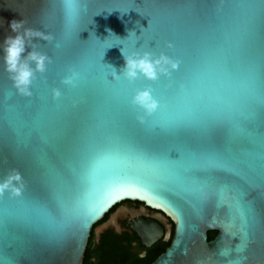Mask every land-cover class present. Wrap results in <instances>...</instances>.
<instances>
[{
  "label": "snow or ice",
  "instance_id": "snow-or-ice-1",
  "mask_svg": "<svg viewBox=\"0 0 264 264\" xmlns=\"http://www.w3.org/2000/svg\"><path fill=\"white\" fill-rule=\"evenodd\" d=\"M60 2L64 8L59 37L54 36L58 39L56 48L71 40L93 0ZM115 2L130 4V9L137 6L134 0ZM254 27L253 19L247 16L232 54L220 55L214 62L206 49L194 59L186 47L183 55L176 57L172 43L168 49L173 51L171 58L178 67L162 81L160 78L152 81H160L156 88L145 87L151 89L152 95L155 93L158 107L150 115H138L143 116V122L135 117L138 131L134 128L129 131L127 127L131 114L120 103L116 87L122 78H113V68L105 67L99 54L91 62L80 58L71 68L77 74L75 87L68 86L67 92L78 91L88 102V110L70 147L83 156L95 194L74 198L63 195L58 187L63 170L47 153H40L37 160L45 177L44 194L32 195L25 188L18 197L0 195V264H14L3 244L6 231L23 228L66 234L78 225L82 227L86 218L97 215L102 207L106 210L107 206L131 195V189L144 191L146 195L139 198L151 197L158 201L155 206L170 208L179 215L176 206L160 195L161 188L193 204L197 210L209 204L224 209L223 223L236 229L240 237L235 247L240 255L229 264H242L246 259L242 253L247 250L257 215L247 195V186H254L255 181L248 178L245 165L249 170L252 166L240 157H250L264 137V63L250 50ZM144 35L141 32L132 46L136 47L140 39L144 46ZM151 41H155L156 47L155 39L148 40L147 46ZM40 83L46 85L47 77ZM0 102L4 109L0 128L7 125L18 144L51 143L42 132L46 97L35 91L30 97L18 95L10 83L0 90ZM56 111H60V106H56ZM148 137L162 141L164 147L147 146ZM98 141L106 143L101 147ZM111 159L127 167H138L143 174L133 182L115 185L102 182L98 179V167ZM241 179L246 184L237 182Z\"/></svg>",
  "mask_w": 264,
  "mask_h": 264
},
{
  "label": "water",
  "instance_id": "water-1",
  "mask_svg": "<svg viewBox=\"0 0 264 264\" xmlns=\"http://www.w3.org/2000/svg\"><path fill=\"white\" fill-rule=\"evenodd\" d=\"M134 3L137 6L130 9V4L115 0L111 3L107 0H93L87 5L71 40L65 41L61 48L55 47L58 39L51 44L39 39L33 40L39 50L47 52L53 60L43 76H37L32 86V91L46 97L47 108L42 132L51 143L18 144L7 125H4L0 128V179H3L9 169H18L27 182L28 193L43 195L45 177L37 160V156L43 152L56 161L57 166L64 172L58 183L63 195L74 198L95 194L94 182L85 167L83 156L70 147L83 125L88 102L78 91L68 94V86L59 82L80 58L91 62L98 59L99 54L103 56L101 63L105 67L111 66L119 74L124 66L121 48L126 55L133 51H151L158 55L163 51L172 57L173 51L165 46L166 42H171L175 45L176 57H181L186 47L191 50L194 59L201 50L206 49L212 54L214 62L220 55L232 54L235 41L241 35L249 16L255 25L250 37V50L257 60L264 63V0H134ZM63 8L60 0H0V46L3 45L5 37L15 35L9 27L12 20L24 19L27 27L59 37ZM130 31L135 32L137 37L134 33H129ZM141 32L145 33L144 46H141L143 40L140 39L137 40L136 47H133ZM150 39L157 41L156 47L155 41L149 42V47L147 46ZM99 40L105 41L101 44ZM107 47L111 48L104 52ZM29 51L31 48L26 47L25 55ZM2 57L0 47V90L6 89L11 83L4 70ZM181 68L183 69V65ZM45 77L46 85L40 83ZM163 79L161 76L160 81ZM160 81L152 82L141 77L129 84L122 78L116 86L120 103L131 114L127 124L129 131L133 128L139 130L135 117L143 115L140 109L130 103L134 91L147 86L156 88ZM205 86H208L207 82ZM54 87L61 91V97L56 100L51 97V89ZM97 87L102 89L103 85ZM56 106H60L59 112L56 111ZM3 114V103L0 102V117ZM98 142L101 147L106 143ZM145 143L153 148L164 147L162 141L151 137ZM240 158L252 166L249 170L245 165L248 178L255 181L254 186H247V195L257 215L247 250L242 253L246 257L242 264H264V187L260 186L264 184V137L260 139L250 157L241 155ZM142 174L138 167H127L116 159L103 161L98 167V179L113 185L133 182ZM237 182L246 184L243 179ZM102 186L101 184L98 187ZM130 191L131 195L117 200L107 206L106 210L102 207L97 215L87 217L82 227L78 225L66 234L53 235L23 228L6 231L3 237L4 247L10 252L14 264H83L91 232L94 230L99 238L114 224L115 218L95 229L94 226L115 205L136 201L161 212L173 226L169 246L152 264H229L240 255L235 251L240 237L236 229L223 223L224 209H217L209 204L202 210H197L193 204L179 199L168 190L159 189L160 195L176 206L179 212L177 215L170 208L155 206L158 201L151 197L139 198L146 195L144 191ZM135 230L142 239L149 242L157 237L153 236L150 232L153 229L150 228ZM209 232L217 233L211 241L207 240Z\"/></svg>",
  "mask_w": 264,
  "mask_h": 264
},
{
  "label": "clouds",
  "instance_id": "clouds-1",
  "mask_svg": "<svg viewBox=\"0 0 264 264\" xmlns=\"http://www.w3.org/2000/svg\"><path fill=\"white\" fill-rule=\"evenodd\" d=\"M27 21L12 20L9 27L14 36H7L3 40L2 53L4 70L8 74V79L16 93L21 96L30 97L32 95V86L37 76H43L47 67L52 63V57L47 52L39 50V46L33 43L34 39H39L51 44L55 37L51 33H46L37 28L27 27ZM134 33L135 32H129ZM111 35V33H110ZM167 48L172 47L171 42H166ZM26 47L31 51L25 55ZM124 59V66L117 74L113 69V78L132 83L141 77L148 81H156L161 76L168 77L178 67V63L163 51L158 55L151 51H133L125 54L120 49ZM68 74L63 76L60 83L65 86L75 87L77 74L68 69ZM51 97L56 100L61 97L59 88L51 89ZM130 103L140 109L144 115H150L156 111L158 101L152 95L150 88L137 89L131 96ZM140 122H143V116H137ZM27 187V182L18 169H9L3 179H0V195L7 193L11 197H18Z\"/></svg>",
  "mask_w": 264,
  "mask_h": 264
},
{
  "label": "flooded vegetation",
  "instance_id": "flooded-vegetation-1",
  "mask_svg": "<svg viewBox=\"0 0 264 264\" xmlns=\"http://www.w3.org/2000/svg\"><path fill=\"white\" fill-rule=\"evenodd\" d=\"M111 218H115L114 224L99 238L94 230L91 232L86 264H102L101 255L108 249L116 250L119 255L118 260L109 264H152L162 254L161 249L170 244L173 232L171 221L161 212L152 210L143 203L125 201L115 205L94 229L108 223ZM143 228L153 229L150 232L153 236L157 235L156 239L152 242L142 239L135 229ZM153 258L155 260L150 263Z\"/></svg>",
  "mask_w": 264,
  "mask_h": 264
},
{
  "label": "trees",
  "instance_id": "trees-1",
  "mask_svg": "<svg viewBox=\"0 0 264 264\" xmlns=\"http://www.w3.org/2000/svg\"><path fill=\"white\" fill-rule=\"evenodd\" d=\"M217 235V233L215 232H209L207 234V240L211 241L215 238V236ZM106 243H108L107 241H105ZM166 248V247H165ZM164 249H161L160 253H163L165 251ZM89 247L87 246V249L85 251V255H84V260H83V264H86L88 262V251H89ZM116 251V250H115ZM115 251H112L111 249L106 250L105 252L102 253L101 255V262L102 264H109L111 263V261H115L118 260L119 255L118 252L116 253ZM153 260H155V258L152 259V261L150 263L153 262Z\"/></svg>",
  "mask_w": 264,
  "mask_h": 264
}]
</instances>
